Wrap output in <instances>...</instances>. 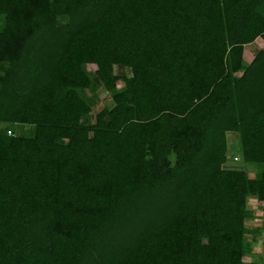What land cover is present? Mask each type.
Returning <instances> with one entry per match:
<instances>
[{
  "label": "trees",
  "instance_id": "1",
  "mask_svg": "<svg viewBox=\"0 0 264 264\" xmlns=\"http://www.w3.org/2000/svg\"><path fill=\"white\" fill-rule=\"evenodd\" d=\"M257 37L264 0H0V264H257Z\"/></svg>",
  "mask_w": 264,
  "mask_h": 264
},
{
  "label": "rangeland",
  "instance_id": "2",
  "mask_svg": "<svg viewBox=\"0 0 264 264\" xmlns=\"http://www.w3.org/2000/svg\"><path fill=\"white\" fill-rule=\"evenodd\" d=\"M264 45V41L262 39H260L259 37H257L251 44L245 45L243 47V57L246 60H249L252 55L254 54L255 50H257L259 47H262ZM102 97V95H101ZM227 135H232L230 134V132H228ZM231 137V136H230ZM234 135L233 138L228 140V152H227V157H226V161L227 164L229 166L232 167H240V168H245L243 165H241L240 162V154L238 151V143L234 142ZM236 156L237 160H234L233 157ZM255 171V167L251 164V166L249 165V168L247 170V174L248 176L252 177L253 176V172ZM247 207L253 211V217L247 218L245 219V223L248 225V227H252V226H258L259 228L262 227V230H260L257 238L259 239V241L262 243L261 245H257L251 246V250L250 255L245 257L247 259H245L246 261H250L253 263H257V264H264V236L263 235V226H264V211L262 208V204L258 203L255 200L254 196H249V198L247 199Z\"/></svg>",
  "mask_w": 264,
  "mask_h": 264
},
{
  "label": "crops",
  "instance_id": "3",
  "mask_svg": "<svg viewBox=\"0 0 264 264\" xmlns=\"http://www.w3.org/2000/svg\"><path fill=\"white\" fill-rule=\"evenodd\" d=\"M264 211V210H263ZM263 228H264V226H263ZM263 235L262 236H264V229H263ZM256 244L259 246V245H261L262 243L259 241V239H257L253 244H252V246H253V248H254V246H256ZM252 250H254V249H252Z\"/></svg>",
  "mask_w": 264,
  "mask_h": 264
},
{
  "label": "built area",
  "instance_id": "4",
  "mask_svg": "<svg viewBox=\"0 0 264 264\" xmlns=\"http://www.w3.org/2000/svg\"><path fill=\"white\" fill-rule=\"evenodd\" d=\"M233 159H234V160H237V157H236V156H234V157H233Z\"/></svg>",
  "mask_w": 264,
  "mask_h": 264
}]
</instances>
